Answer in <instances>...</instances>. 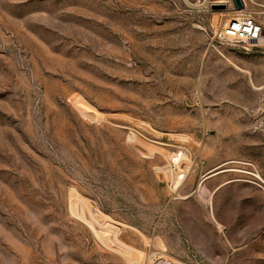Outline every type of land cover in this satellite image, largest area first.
<instances>
[{
	"label": "rangeland",
	"instance_id": "1",
	"mask_svg": "<svg viewBox=\"0 0 264 264\" xmlns=\"http://www.w3.org/2000/svg\"><path fill=\"white\" fill-rule=\"evenodd\" d=\"M243 1L0 0V264H264ZM236 14L259 42L214 38Z\"/></svg>",
	"mask_w": 264,
	"mask_h": 264
},
{
	"label": "built area",
	"instance_id": "2",
	"mask_svg": "<svg viewBox=\"0 0 264 264\" xmlns=\"http://www.w3.org/2000/svg\"><path fill=\"white\" fill-rule=\"evenodd\" d=\"M261 33V26L257 22L249 16L240 15L219 24L218 30L214 33V38L230 44L253 45L259 42Z\"/></svg>",
	"mask_w": 264,
	"mask_h": 264
},
{
	"label": "bare ground",
	"instance_id": "3",
	"mask_svg": "<svg viewBox=\"0 0 264 264\" xmlns=\"http://www.w3.org/2000/svg\"><path fill=\"white\" fill-rule=\"evenodd\" d=\"M237 13V12H236ZM230 15V14H229ZM241 14H236V15H233V18H235V17H238V16H240ZM226 18H228V17H226ZM128 139H130L134 144H135V146L139 149V150H141V152H143V153H145V152H150V151H152L153 150V148L152 147H150L149 145H143L139 140H138V138H137V136L135 135V134H133L132 132L129 134V138ZM156 150V149H155ZM185 157L183 156V154H180L179 156H177V157H174L173 159H172V162L173 163H177V162H179V161H181V160H183ZM185 163H187V162H185ZM184 163V164H185ZM187 165V164H186ZM189 169H190V167H189V165H187V167L185 168V173L187 174V172L189 171ZM185 174H179V173H177L176 174V177H175V180H174V185H175V188H177L180 184H182V182H183V180H184V178H185ZM73 199V198H72ZM74 200V199H73ZM76 200V199H75ZM78 201H81V200H78ZM77 202V201H76ZM80 203H82V202H80ZM79 203V204H80Z\"/></svg>",
	"mask_w": 264,
	"mask_h": 264
},
{
	"label": "water",
	"instance_id": "4",
	"mask_svg": "<svg viewBox=\"0 0 264 264\" xmlns=\"http://www.w3.org/2000/svg\"><path fill=\"white\" fill-rule=\"evenodd\" d=\"M233 10L236 12H241L244 9V1L243 0H231ZM212 9H225V5H211Z\"/></svg>",
	"mask_w": 264,
	"mask_h": 264
}]
</instances>
